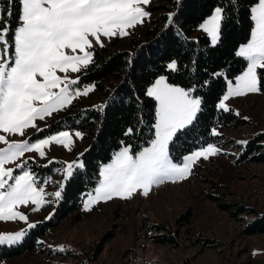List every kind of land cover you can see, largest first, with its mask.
<instances>
[{
    "label": "snow or ice",
    "instance_id": "6c2138e0",
    "mask_svg": "<svg viewBox=\"0 0 264 264\" xmlns=\"http://www.w3.org/2000/svg\"><path fill=\"white\" fill-rule=\"evenodd\" d=\"M15 2L19 4V15L15 28H12L10 20ZM150 2L7 0V7L0 9V131L20 136H24L29 128L43 131L37 128V119L51 117L54 112L71 105L76 97L91 93L94 84L82 90L74 87L80 83V76L73 79L69 73H82L94 64L93 41L103 47L102 36H126L129 28L142 23L143 18L150 15L144 7ZM227 3L236 7L239 0H227ZM174 15L169 14L168 25L173 24ZM227 19V9L217 6L200 24L199 27L211 38L213 46L222 40V25ZM249 20L252 22L249 39L235 53L246 61V68L235 77L234 83L228 81L227 92L217 105L224 112L231 111L226 103L230 97L261 93L264 87V0H257L249 8ZM167 68L178 71L177 62L171 61ZM208 83L205 81V84ZM196 90L195 87L186 90L171 85L164 76L147 88L146 95L156 102L152 125L154 138L149 146L135 153L131 146L125 145L114 153L109 163L99 168L98 186L94 194L88 193L84 201L85 210H90L99 201L130 199L138 190L147 196L153 185L166 181H183L191 175L193 166L200 158L207 160L220 153L221 150L214 144H208L184 156L182 163L173 162L170 145L197 121L202 111V99L193 95ZM96 107L103 111L105 105ZM133 131V128H128L126 135H131ZM211 134L219 135L215 128ZM74 135L83 138L80 132ZM0 142L6 145L0 148V220L27 222L28 217L18 211V206L32 204L35 205L33 210L38 211L45 204L58 203L65 182L74 178L76 170L85 168L80 159L84 153H80L75 161L65 162L66 166L60 170L63 181L59 183L57 191L48 194L54 200H46L44 188L37 186V179L31 171L22 170L20 174L13 175L14 168L6 165L20 160L30 151L44 157L45 147L52 143L71 150L74 144L72 134L64 131L35 143L26 139L10 142L6 136L0 135ZM238 143L246 145L248 142ZM26 164L27 161L15 163V168L24 169ZM35 227L37 224L28 223L26 229L0 233V245L18 244L27 231ZM58 250L62 252L65 249L60 246Z\"/></svg>",
    "mask_w": 264,
    "mask_h": 264
},
{
    "label": "rangeland",
    "instance_id": "374dc122",
    "mask_svg": "<svg viewBox=\"0 0 264 264\" xmlns=\"http://www.w3.org/2000/svg\"><path fill=\"white\" fill-rule=\"evenodd\" d=\"M215 7L191 29V38L205 34L211 44V38L199 26ZM147 22L148 17H144L142 23L127 30L128 35L115 36L118 38L117 44L121 48H128L131 36L141 41ZM109 39L102 36L103 45H107ZM93 44L99 46L95 41ZM245 68L246 65L232 78L226 79L216 107L227 92L228 81L234 83L235 77ZM69 76L74 79L77 73L70 72ZM161 76H156L147 85L145 93ZM88 85L93 84L74 87L82 90ZM99 97L94 88L87 96L76 97L71 105L81 108L97 106ZM226 103L246 124L235 128L213 127L219 133L216 143L197 147L184 153L179 161H173L182 163L184 156L208 144H214L221 150L207 160L200 158L187 179L153 185L147 196L138 190L130 199L99 201L90 210H85L84 201L88 193L94 194L98 186L99 168L109 163L122 146L108 161L99 164L93 188L81 196L79 215L71 213L60 219L37 238L35 250L6 258L0 264H264V232L249 235L242 230L250 220L264 215V163L237 160L243 146L238 141H246L256 133L264 135V94L233 96ZM59 112L44 120H36L37 128L43 131L29 128L24 136L0 131V135L6 136L10 142L26 139L30 143L64 131L72 134L74 144L71 150L52 143L45 147L44 157L30 151L20 160L6 165L14 168L13 175L20 174L22 170L31 171L37 179V186L44 188L46 200H54L48 194L57 191L59 183L63 181L60 170L66 166L65 162L77 160L85 148L82 139L75 137L74 133L80 132L75 128L46 132L48 121ZM3 147L6 145L0 142V148ZM24 161H27L24 169L15 168V163ZM223 203L229 207L221 205ZM54 204H45L38 211L33 210L35 205L32 204L18 206V211L23 212L28 221L0 220V233L20 231L26 229L28 223L47 221V217H52ZM238 206L242 209H235ZM163 234L171 236L172 242L155 241L156 236ZM60 246L65 250L59 251Z\"/></svg>",
    "mask_w": 264,
    "mask_h": 264
},
{
    "label": "trees",
    "instance_id": "16d2710c",
    "mask_svg": "<svg viewBox=\"0 0 264 264\" xmlns=\"http://www.w3.org/2000/svg\"><path fill=\"white\" fill-rule=\"evenodd\" d=\"M256 1L239 0L233 7L227 0H151L146 5L150 15L141 41L131 36L129 47L121 48L117 44L118 38L112 37L107 45L94 46V64L77 76H80L79 84L95 85L100 95L97 106L104 104V110L100 111L96 106L81 108L71 105L51 118L46 129V132L64 128L79 130L85 146L80 159L85 168L76 170L74 178L65 182L50 219L29 229L20 243L0 246V263L6 258L35 250L37 238L48 227L71 213L79 215L81 196L93 188L99 164L108 161L116 150L129 145L135 153L150 144L154 138L152 125L156 104L146 95L145 89L156 76L162 75L168 83L185 89L195 87L197 90L193 95L202 99V111L197 121L170 145L173 161H179L184 153L197 147L216 143L218 135L211 134L213 127L235 128L246 124L232 110H219L216 103L224 91L226 79L232 78L246 65V61L235 53L249 39L252 27L249 8ZM215 6H224L228 19L222 25V40L213 46L205 34L191 38L190 33ZM5 7L7 0H0V9ZM12 7L14 14L10 23L14 28L19 15L18 2ZM171 13H175L173 24L168 25ZM173 60L177 62L178 71L167 68ZM220 73L222 75H217ZM205 81L209 83L205 84ZM261 93L264 94V87ZM130 127L134 131L126 135ZM263 140L262 133L248 138V143L241 146L237 160L264 163ZM221 205L229 207L228 204ZM242 230L249 235L263 233L264 215L250 220ZM155 241L172 242L167 234L156 236Z\"/></svg>",
    "mask_w": 264,
    "mask_h": 264
}]
</instances>
